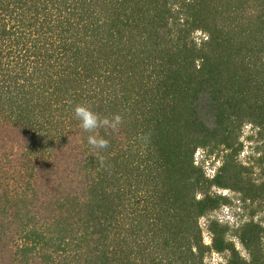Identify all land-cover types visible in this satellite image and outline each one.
Here are the masks:
<instances>
[{
	"label": "trees",
	"instance_id": "1",
	"mask_svg": "<svg viewBox=\"0 0 264 264\" xmlns=\"http://www.w3.org/2000/svg\"><path fill=\"white\" fill-rule=\"evenodd\" d=\"M0 132V264H264V0H0Z\"/></svg>",
	"mask_w": 264,
	"mask_h": 264
},
{
	"label": "rangeland",
	"instance_id": "2",
	"mask_svg": "<svg viewBox=\"0 0 264 264\" xmlns=\"http://www.w3.org/2000/svg\"><path fill=\"white\" fill-rule=\"evenodd\" d=\"M199 35V34H198ZM197 37V35H195ZM198 38V37H197ZM1 133V132H0ZM254 134V130L251 128L250 125H247L242 132V136H241V142L244 143V149L242 150V152L240 153L239 157H238V161H240L241 163L247 165V163L250 162V156L252 154L253 151V143L250 144L249 142H247V137ZM220 159V156L217 157V159L214 161V159H209L208 158V154L206 151H198L196 153L195 156V162L198 165H203L204 167V171L207 175V177L212 178L217 170V168L220 166V161H218ZM254 176L253 178L255 179V177H260V171L255 168L254 170ZM55 172V171H54ZM56 173H52L50 174V176H46L44 179H42L41 185H39L38 187L44 191L46 190V187L50 185V183L53 181V175H55ZM264 178H262V180H260L259 182H263ZM49 194V191H45V195ZM213 193H219L222 195H226L229 200L231 201V205L229 206H224L222 207L219 211L213 213V215L211 216V219H216L218 221H220L223 224H228L231 228V233L229 238L232 239L237 247V249L241 252L242 255L247 256L245 250L243 249L242 245L239 243L238 239L235 236V232L236 229L238 228V226L240 224H242L243 222L248 221V219L251 218V215L253 214V211H255L254 214V221L258 224H261L262 226H264V212L261 211V209L264 210V206L263 208H261L258 203L252 204L247 202L246 204H243L242 202L240 203L239 199L240 196L238 194H235L231 191H227V190H221V189H217L214 188ZM260 207V208H259ZM207 224V222L205 220L202 221V227L204 229V239L206 243H209L210 239H209V234L207 233V231L205 230V225ZM222 259L221 256L219 255H212L210 257L207 258L206 260V264H216L217 262H220Z\"/></svg>",
	"mask_w": 264,
	"mask_h": 264
},
{
	"label": "clouds",
	"instance_id": "3",
	"mask_svg": "<svg viewBox=\"0 0 264 264\" xmlns=\"http://www.w3.org/2000/svg\"><path fill=\"white\" fill-rule=\"evenodd\" d=\"M75 117L80 121V127L85 132H90L98 126V117L84 106H76L74 109ZM107 123V121H103ZM88 143L93 146L106 147V141H97L95 137L89 136Z\"/></svg>",
	"mask_w": 264,
	"mask_h": 264
}]
</instances>
